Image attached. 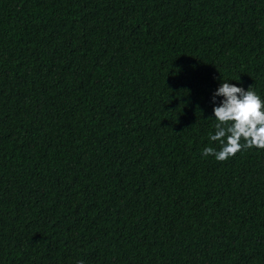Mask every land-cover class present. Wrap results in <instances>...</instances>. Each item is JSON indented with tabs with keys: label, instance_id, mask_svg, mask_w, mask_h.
I'll use <instances>...</instances> for the list:
<instances>
[{
	"label": "trees",
	"instance_id": "trees-1",
	"mask_svg": "<svg viewBox=\"0 0 264 264\" xmlns=\"http://www.w3.org/2000/svg\"><path fill=\"white\" fill-rule=\"evenodd\" d=\"M225 81L264 98V0H0V264H264Z\"/></svg>",
	"mask_w": 264,
	"mask_h": 264
},
{
	"label": "clouds",
	"instance_id": "clouds-1",
	"mask_svg": "<svg viewBox=\"0 0 264 264\" xmlns=\"http://www.w3.org/2000/svg\"><path fill=\"white\" fill-rule=\"evenodd\" d=\"M216 97H222L216 104ZM212 113L216 123L209 139L219 149L203 148V157L214 156L226 161L249 149L264 150V98L249 86L247 90L230 82H222L212 95ZM76 264H85L81 259Z\"/></svg>",
	"mask_w": 264,
	"mask_h": 264
}]
</instances>
